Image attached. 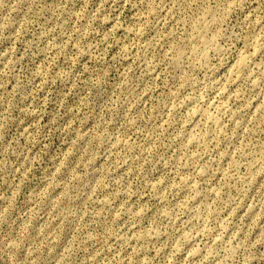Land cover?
I'll return each instance as SVG.
<instances>
[{
	"label": "rangeland",
	"instance_id": "374dc122",
	"mask_svg": "<svg viewBox=\"0 0 264 264\" xmlns=\"http://www.w3.org/2000/svg\"><path fill=\"white\" fill-rule=\"evenodd\" d=\"M0 264H264V0H0Z\"/></svg>",
	"mask_w": 264,
	"mask_h": 264
},
{
	"label": "bare ground",
	"instance_id": "6f19581e",
	"mask_svg": "<svg viewBox=\"0 0 264 264\" xmlns=\"http://www.w3.org/2000/svg\"><path fill=\"white\" fill-rule=\"evenodd\" d=\"M203 40V39H202ZM204 42H206V41H204ZM207 44V43H206ZM208 45V44H207ZM206 47V46H205ZM204 49V48H203ZM205 50V49H204ZM202 55V54H201ZM241 63V62H240ZM239 64V63H238ZM242 64V63H241ZM242 67V66H241ZM238 68H240V65L238 66ZM237 72V71H236ZM239 73V72H238ZM237 77V76H236ZM220 113V112H219ZM210 118V117H209ZM212 118H214V117H212ZM208 121V120H207ZM216 123V122H215ZM217 124V123H216ZM218 126V125H217Z\"/></svg>",
	"mask_w": 264,
	"mask_h": 264
}]
</instances>
